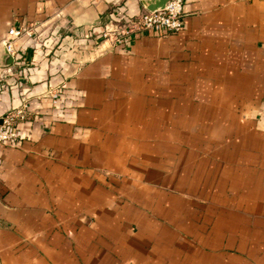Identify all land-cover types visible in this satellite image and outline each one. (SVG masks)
<instances>
[{
  "label": "crops",
  "instance_id": "crops-1",
  "mask_svg": "<svg viewBox=\"0 0 264 264\" xmlns=\"http://www.w3.org/2000/svg\"><path fill=\"white\" fill-rule=\"evenodd\" d=\"M143 5L0 0V117L28 105V139L0 145V264H264V0H184L180 32L85 37ZM11 26L32 32L13 76Z\"/></svg>",
  "mask_w": 264,
  "mask_h": 264
},
{
  "label": "built area",
  "instance_id": "built-area-1",
  "mask_svg": "<svg viewBox=\"0 0 264 264\" xmlns=\"http://www.w3.org/2000/svg\"><path fill=\"white\" fill-rule=\"evenodd\" d=\"M184 0H167L162 8L149 10L143 5V10L136 14H120V11L113 9L110 12L108 21L103 25L99 34H85L91 42L98 44L100 42H109L112 46L124 45L128 42L132 34L144 31H150L160 34H173L183 29V10ZM31 36L32 32L25 27H9L7 35L3 40L6 53L12 58V63L16 59L17 52L15 40L21 35ZM11 63V65H12ZM11 65L7 66L6 74L13 76ZM63 86L51 88L47 94L55 107L60 101V95ZM28 112V105L23 102L20 107L13 108L3 117H0V145L7 147H17L23 141L28 139L19 129L20 121L25 118ZM2 224L0 222V228Z\"/></svg>",
  "mask_w": 264,
  "mask_h": 264
},
{
  "label": "water",
  "instance_id": "water-1",
  "mask_svg": "<svg viewBox=\"0 0 264 264\" xmlns=\"http://www.w3.org/2000/svg\"><path fill=\"white\" fill-rule=\"evenodd\" d=\"M166 2H167V0H160L157 3H153L151 0H143L144 5L149 10H154V9H157V8H162ZM7 56H8L9 61H8V63H7L6 66H10L11 63H12V58H11V56L9 54H7Z\"/></svg>",
  "mask_w": 264,
  "mask_h": 264
}]
</instances>
